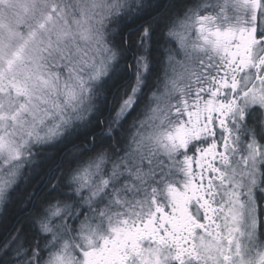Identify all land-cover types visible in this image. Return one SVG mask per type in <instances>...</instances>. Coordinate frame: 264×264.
I'll return each mask as SVG.
<instances>
[{"label":"snow or ice","instance_id":"1","mask_svg":"<svg viewBox=\"0 0 264 264\" xmlns=\"http://www.w3.org/2000/svg\"><path fill=\"white\" fill-rule=\"evenodd\" d=\"M0 264H264V0H0Z\"/></svg>","mask_w":264,"mask_h":264}]
</instances>
